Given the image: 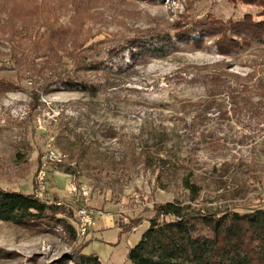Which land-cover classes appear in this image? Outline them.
<instances>
[{"label":"rangeland","instance_id":"1","mask_svg":"<svg viewBox=\"0 0 264 264\" xmlns=\"http://www.w3.org/2000/svg\"><path fill=\"white\" fill-rule=\"evenodd\" d=\"M246 14L263 21L264 6L0 0V187L32 192L52 148L63 158H45L47 196L104 216L74 240L0 221V264H73L80 252L129 264L154 207L187 202L185 178L200 208L264 207V41L228 38Z\"/></svg>","mask_w":264,"mask_h":264},{"label":"trees","instance_id":"2","mask_svg":"<svg viewBox=\"0 0 264 264\" xmlns=\"http://www.w3.org/2000/svg\"><path fill=\"white\" fill-rule=\"evenodd\" d=\"M245 3L264 6V0H245ZM230 32L229 45L234 48L240 42L233 34L239 33L240 44L264 41V20L254 21L246 14L231 24ZM72 41L70 46L75 48ZM87 66L97 68L93 63ZM66 87L89 90V85L78 86L73 82ZM251 106L250 100L245 99L243 108ZM64 172L71 174L69 167ZM182 186L188 192L187 202L174 199L154 207L140 240L127 252L129 264H264V207L244 212L203 209L196 204L201 187L189 178L182 179ZM57 202L61 204L56 205ZM54 206L64 209L65 217H58ZM79 207L82 206L77 201L41 199L33 191L24 193L0 187V221L25 229L59 226L74 240L76 217L73 215ZM69 260L73 264H103L93 253H73Z\"/></svg>","mask_w":264,"mask_h":264},{"label":"built area","instance_id":"3","mask_svg":"<svg viewBox=\"0 0 264 264\" xmlns=\"http://www.w3.org/2000/svg\"><path fill=\"white\" fill-rule=\"evenodd\" d=\"M45 158H58L59 162L63 158L62 154H54L53 149H47L43 154L41 165L37 169L36 179H35V188L33 189L34 195L41 196L44 198H48L46 191V166ZM70 192L75 191V186L73 184L70 185ZM103 213L100 211L92 210L88 207L82 206L79 207L76 211V221L75 227H78V235L81 237L87 235L90 229L96 224L97 219L102 218ZM104 218V216H103Z\"/></svg>","mask_w":264,"mask_h":264},{"label":"bare ground","instance_id":"4","mask_svg":"<svg viewBox=\"0 0 264 264\" xmlns=\"http://www.w3.org/2000/svg\"><path fill=\"white\" fill-rule=\"evenodd\" d=\"M77 233H78V228H77ZM77 236H81V235H77Z\"/></svg>","mask_w":264,"mask_h":264},{"label":"crops","instance_id":"5","mask_svg":"<svg viewBox=\"0 0 264 264\" xmlns=\"http://www.w3.org/2000/svg\"><path fill=\"white\" fill-rule=\"evenodd\" d=\"M102 220H104V219H102Z\"/></svg>","mask_w":264,"mask_h":264}]
</instances>
